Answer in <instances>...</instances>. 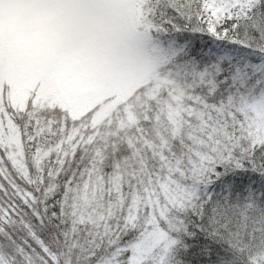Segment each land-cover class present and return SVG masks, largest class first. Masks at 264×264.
<instances>
[{"label":"snow or ice","instance_id":"snow-or-ice-1","mask_svg":"<svg viewBox=\"0 0 264 264\" xmlns=\"http://www.w3.org/2000/svg\"><path fill=\"white\" fill-rule=\"evenodd\" d=\"M0 264H264V0H0Z\"/></svg>","mask_w":264,"mask_h":264}]
</instances>
